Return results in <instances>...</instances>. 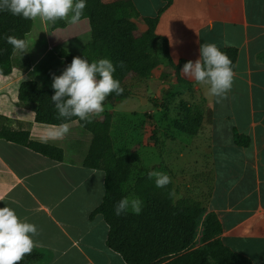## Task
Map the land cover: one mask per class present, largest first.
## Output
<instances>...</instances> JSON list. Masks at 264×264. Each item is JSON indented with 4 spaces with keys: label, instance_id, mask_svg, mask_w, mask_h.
Returning <instances> with one entry per match:
<instances>
[{
    "label": "crops",
    "instance_id": "obj_1",
    "mask_svg": "<svg viewBox=\"0 0 264 264\" xmlns=\"http://www.w3.org/2000/svg\"><path fill=\"white\" fill-rule=\"evenodd\" d=\"M131 1L141 17L158 16L155 34L166 40L174 66L197 59L199 45L205 42L233 48L237 57L232 88L219 102L206 94L207 85L184 77L182 66L177 75L164 65L174 75L169 89H175L181 101L173 108L161 110L153 103L157 98L169 102L168 96H173L156 88L154 71L160 65L146 79L134 82L130 97L103 110L112 114L114 152L130 154L131 145L136 140L142 145L153 125L163 137L159 117H172L166 129L177 132L179 139L167 138L166 143L179 147L165 173L175 182L192 175L205 179L194 197L199 200L210 189L205 213L217 216L223 245L252 264H264V0H172L167 6L166 0ZM64 22L63 28L53 29L51 22L33 18L25 37L27 52L14 50L11 72L0 74V116L9 120L7 125L27 130L30 140L62 151V159L55 161L0 138V206L9 204L19 218L36 225L34 247L48 252L49 258L35 264H126L106 245L109 228L102 215L91 217L105 193L104 171L84 166L93 135L72 120L66 135L51 138L57 125L36 122L38 105L18 98L19 86L27 81L35 82L39 90L53 91L51 74L58 75L66 65L59 53L78 56L91 41L87 19ZM181 103L201 107L202 123L195 136L175 128ZM146 115L152 119L150 126ZM238 137L246 142H236ZM149 139L151 147L165 152L153 134ZM192 188L188 184L182 192Z\"/></svg>",
    "mask_w": 264,
    "mask_h": 264
},
{
    "label": "trees",
    "instance_id": "obj_2",
    "mask_svg": "<svg viewBox=\"0 0 264 264\" xmlns=\"http://www.w3.org/2000/svg\"><path fill=\"white\" fill-rule=\"evenodd\" d=\"M171 1L166 0V6ZM84 18L90 25L91 41L83 46L78 56L89 61L107 57L114 65L122 62V66L116 67L113 76L120 81L123 92L109 93L103 101L105 108L119 99L130 97L133 83L146 79L161 61L172 67L176 74L184 63L174 66L166 40L155 34L158 16L141 17L131 0H87L81 19ZM31 26L32 19L12 15L7 10L0 11V74L11 72L10 56L15 50L5 37L14 35L25 40ZM64 26V19L51 22L53 29ZM141 27L145 28L141 30ZM156 42L159 43L158 50L153 48ZM220 50L230 57L234 66L236 50ZM59 56L68 64L76 55L61 51ZM261 58L264 60V52ZM177 80L182 81L179 77ZM52 93L39 90L35 82L27 81L19 86L18 98L38 105L36 122L58 125L65 118L59 117L50 99ZM179 108L181 111L175 121V128L187 136H195L202 123L201 107L181 103ZM99 116L87 122L71 117L68 122L78 120L93 135L84 166L104 171L105 193L91 217L101 214L104 218L109 228L106 245L111 250L118 253L126 264H252L248 258L231 251L221 242L219 236L222 227L217 216L205 213L204 200L210 189L201 199L194 197L199 185L206 182L205 179L201 181L200 175H192L185 182H175L167 172L170 183L158 188L146 172L131 181V158L127 154L116 155L114 152L110 136L112 114L105 110ZM8 122L6 117L0 116V138L21 144L55 161L62 159L60 149L30 140L27 130L12 129L7 125ZM244 140L246 142V138L238 137L236 142ZM188 184H192L193 188L183 193L182 190ZM132 194L143 200L141 212L134 214L129 211L115 215V202L122 196ZM201 219V246L194 248L192 245ZM48 258V252L33 247L31 253L25 254L15 264H35Z\"/></svg>",
    "mask_w": 264,
    "mask_h": 264
},
{
    "label": "clouds",
    "instance_id": "obj_3",
    "mask_svg": "<svg viewBox=\"0 0 264 264\" xmlns=\"http://www.w3.org/2000/svg\"><path fill=\"white\" fill-rule=\"evenodd\" d=\"M87 0H0V11L7 10L12 15L25 19L39 17L45 22H55L67 18L70 22H78L86 6ZM5 40L15 50L24 53L28 47L23 38L7 35ZM117 66L107 58L89 61L83 56H73L57 75L51 74V101L59 117L65 118L54 131L51 138H60L69 132L68 118L77 117L80 121H90L95 115L103 112V101L109 93L123 92L120 81L113 73ZM180 72L186 78L207 85L206 94L215 97L217 102L232 88L234 66L230 57L221 51L214 42L199 45L197 59L183 63ZM147 176L154 180L158 188L170 183L167 173L153 170ZM143 200L135 195L122 196L114 204V213L119 216L131 211L139 214ZM37 227L27 219L19 218L9 204L0 206V264H15L25 254L31 253L37 234Z\"/></svg>",
    "mask_w": 264,
    "mask_h": 264
},
{
    "label": "rangeland",
    "instance_id": "obj_4",
    "mask_svg": "<svg viewBox=\"0 0 264 264\" xmlns=\"http://www.w3.org/2000/svg\"><path fill=\"white\" fill-rule=\"evenodd\" d=\"M141 30H143V27H141ZM153 48L155 50H158L159 43L156 42L153 45ZM164 65L165 63L161 61L160 67L154 71V74L155 72L157 73V78H158V83H157L156 88L158 89V92L162 94L163 93L165 94V92H167V95H170L171 93V95H173L174 97L168 96L170 100L169 102L164 101L163 99H159V98L155 99L154 101L152 99L153 103L157 105V107H159L161 110H165L168 107L173 108V104L177 105L179 102H181L177 98V94H178L176 93L177 91L175 89L170 91L169 89L171 88V85L174 82L173 81L174 80L173 71ZM149 116L150 115H146L145 117V121L147 122L148 126L151 125V120H152L150 119ZM172 120H173L172 117L170 118H167L165 116L162 118L159 117L158 124L160 127L162 126L161 128L163 129V132L165 133L163 137L161 136L162 133L157 132V127L153 125L152 127H149V130H147L148 136L143 139L142 145H141L140 140L139 141L136 140V142L131 145L132 149L130 150V154H128L132 162V168H131V174H130L131 181H134L137 177L142 176L143 174L149 171L157 170V171L165 172L166 170L170 169L169 164L172 162V159L170 158L175 157L172 154H174L175 151L179 147V145L177 144H174V146L172 145L170 146L168 143H166L167 138L169 140L173 137H175V139H179V134L177 132L174 133L170 129H166L167 125L172 124L171 123ZM151 134H153L157 138L159 143L162 144V146L165 149V152L161 149V147L160 149L151 147L150 145L151 141L149 139ZM162 141L163 143H161ZM152 143L154 142L152 141ZM166 146H169V148H167ZM175 167L176 166L174 165V170L176 171L177 169ZM201 222H202V219L198 221L197 234H196L194 243L192 245L194 248H198L201 246L200 241H199L200 233H201V224H202Z\"/></svg>",
    "mask_w": 264,
    "mask_h": 264
}]
</instances>
